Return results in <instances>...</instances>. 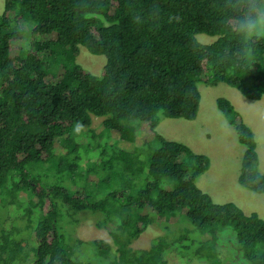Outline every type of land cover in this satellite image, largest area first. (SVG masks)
<instances>
[{
  "label": "trees",
  "instance_id": "1",
  "mask_svg": "<svg viewBox=\"0 0 264 264\" xmlns=\"http://www.w3.org/2000/svg\"><path fill=\"white\" fill-rule=\"evenodd\" d=\"M222 4L4 0L0 201L20 215L9 229H0V264H90L72 260L56 231L60 212L75 219L74 213L84 211L102 214L104 222L95 227L112 225L110 241L91 242L101 255L112 251L111 264H168L171 255L184 264L193 258L223 264L218 233L225 227L235 234L234 264H264V220L234 203H214L196 186L208 157L156 132L164 118H196L199 83H223L252 101L264 97V42L253 56L238 58ZM200 34L217 39L201 44ZM78 46L105 57L100 76L76 62ZM48 62L61 68L56 80L48 76ZM216 107L243 146L239 186L264 193L252 130L227 99L217 98ZM93 118L100 119L99 132ZM143 123L150 136L137 145ZM77 132L85 144L77 143ZM114 139L131 148H115ZM56 143L64 150L60 155ZM20 193L26 201H19ZM156 218L164 219L160 235L147 249L133 248Z\"/></svg>",
  "mask_w": 264,
  "mask_h": 264
},
{
  "label": "rangeland",
  "instance_id": "2",
  "mask_svg": "<svg viewBox=\"0 0 264 264\" xmlns=\"http://www.w3.org/2000/svg\"><path fill=\"white\" fill-rule=\"evenodd\" d=\"M3 2L4 0H0V14L3 11ZM216 39L217 37L203 34L196 36L197 42L201 44H210ZM105 60L103 55H92L81 46L77 48L76 62L94 76L101 75ZM47 68L49 77L55 74L51 78L52 81L60 77L62 71L61 68L55 66V62H48ZM197 88L200 93V103L196 118L192 121L164 118L156 128L157 134L165 140L186 145L196 154L208 157L209 169L198 177L196 186L203 193L209 195L214 203H234L245 214L256 213L264 220V193L256 194L239 186L237 179L243 146L238 143L234 130L227 124L223 114L216 107L217 98L227 99L239 113L243 122L252 130L258 154V170L260 173H264V97L258 101L248 100L241 96L236 89L223 83H218L215 86L199 83ZM93 124L96 132H99L101 130L100 119L93 118ZM149 136L147 125L141 124L135 144L139 145ZM76 141L79 144H85L87 139L83 134L77 132ZM112 141H114L112 145L117 149L129 150L131 148L130 143L115 139ZM155 147L154 144L153 148ZM54 150L58 155L64 151L57 143L54 144ZM85 161L82 163V167H84ZM44 167L37 169L42 171ZM89 179L94 180V177ZM164 183V187L169 188V181L166 180ZM70 187L73 188L72 184ZM18 197L20 202L27 199L23 193H20ZM74 214L75 219H72L71 213L60 212L56 222L57 234L63 236L62 243L68 255L72 260L90 264H111L112 251L107 256L101 255L91 242L95 239L110 241L107 232L112 228V225L107 224L103 229L93 225L96 222H104V217L100 212L84 211ZM19 215V209L13 206L3 207L0 201V229H9ZM76 219H79V225L74 224ZM163 223L164 219L156 218L155 225L148 226L132 242L131 246L136 249H147L160 235ZM186 224L187 221H182V226ZM218 239L223 244V247L219 246L218 258L223 264L227 262L234 264L232 252L236 249V240L233 228H220ZM179 259L177 255H171L168 264H184V260L180 261ZM239 263L249 264L244 260H240ZM189 264L207 263L193 258Z\"/></svg>",
  "mask_w": 264,
  "mask_h": 264
},
{
  "label": "clouds",
  "instance_id": "3",
  "mask_svg": "<svg viewBox=\"0 0 264 264\" xmlns=\"http://www.w3.org/2000/svg\"><path fill=\"white\" fill-rule=\"evenodd\" d=\"M222 8L225 30L239 45L238 58L253 56L264 42V0H223Z\"/></svg>",
  "mask_w": 264,
  "mask_h": 264
},
{
  "label": "crops",
  "instance_id": "4",
  "mask_svg": "<svg viewBox=\"0 0 264 264\" xmlns=\"http://www.w3.org/2000/svg\"><path fill=\"white\" fill-rule=\"evenodd\" d=\"M209 166H210V165H209ZM208 169H209V167H208ZM205 172H206V171H205ZM205 172H204V173H205ZM242 211H243V210H242ZM246 215H248V214H246ZM258 216L260 217V215H259V214H258Z\"/></svg>",
  "mask_w": 264,
  "mask_h": 264
}]
</instances>
